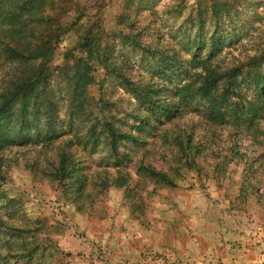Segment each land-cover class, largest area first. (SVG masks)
<instances>
[{
  "label": "rangeland",
  "instance_id": "1",
  "mask_svg": "<svg viewBox=\"0 0 264 264\" xmlns=\"http://www.w3.org/2000/svg\"><path fill=\"white\" fill-rule=\"evenodd\" d=\"M71 1L84 12L80 22L96 21L104 31L101 45L108 50L111 75L99 69L90 92L108 102L116 118L139 110L120 87V75L149 79L159 71L149 52L130 44L138 40L123 44L118 15L125 11L137 21L143 31L140 41L151 51H176L183 61L193 56L187 42L195 27L189 29L186 20L195 0ZM240 1L234 27L228 26L227 32L242 37L218 53L213 66L220 69L264 49V0ZM73 12L65 21H74ZM10 23L0 19V87L12 68L3 53L11 39ZM76 40L74 30L63 36L54 58L57 64ZM50 86L56 98L65 95L60 79ZM249 98L250 91L243 95L246 107ZM60 106V118L65 119L64 101ZM202 108L195 102L185 108L166 127L174 125V133L146 136L142 146L122 144L120 153H129V158L121 171L111 167L107 150L91 155L75 146L72 152L87 176L83 197L76 203L42 172L53 152L40 145L1 151L0 264H264V106L261 119L247 128H238L230 118L211 123ZM127 122L123 129L129 131L133 120ZM179 132L192 140L188 155L194 156L193 163L185 162L173 146L172 135ZM118 179L125 182L123 187L114 185Z\"/></svg>",
  "mask_w": 264,
  "mask_h": 264
},
{
  "label": "trees",
  "instance_id": "2",
  "mask_svg": "<svg viewBox=\"0 0 264 264\" xmlns=\"http://www.w3.org/2000/svg\"><path fill=\"white\" fill-rule=\"evenodd\" d=\"M241 4L240 0H195L186 20L191 23L189 29L195 27L187 42L193 56L184 61L176 51L172 55L163 47L151 51L150 46L142 45L143 31L137 29V21L131 20L125 11L117 16L124 26L119 30L123 44L131 38L138 40L130 44L140 45L141 51L149 52L159 68L149 79L133 80L130 74L118 77L120 87L139 106L128 117L133 124L127 131L123 127L128 126V118H116L107 109L110 104L96 100L90 92L99 69L111 75L108 50H103L101 45L102 26L89 19L80 22L84 12L71 0H0V19L12 21L8 24L11 39L3 50L12 68L5 85L0 87V152L27 145H40L53 152L42 172L76 203L83 197L87 176L83 162L74 157L75 146L91 155L100 148L107 150L108 159L113 162L111 167L121 171L120 166L129 158V153H120L122 144L142 146L147 144L146 136L155 138L162 133H174V125L172 129L166 127L194 102L203 106V116L211 123L220 124L230 118L238 128L254 126L261 119L264 106V71H260L264 67V49L225 69L213 66L218 53L242 37L237 33L232 38L227 32ZM179 10L174 12L180 13ZM71 11L76 14L74 21H65ZM208 22L212 23V31L206 36ZM72 30L77 40L65 49L62 63L57 64L55 54L63 36ZM155 75H158L156 79ZM58 79L66 87L61 99L56 98L50 86ZM248 91L246 107L243 95ZM60 101L67 108L65 119L60 118ZM64 126L67 131L62 130ZM68 133L72 137L66 138ZM191 142L190 137L184 138L180 132L172 135L178 153L184 154L185 162L193 163L194 156L188 155L193 148ZM158 174L166 180V174ZM124 184L120 179L114 183L116 187Z\"/></svg>",
  "mask_w": 264,
  "mask_h": 264
}]
</instances>
